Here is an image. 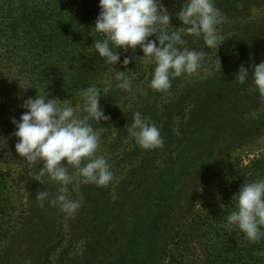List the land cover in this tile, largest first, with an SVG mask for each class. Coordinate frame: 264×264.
<instances>
[{
  "label": "rangeland",
  "instance_id": "1",
  "mask_svg": "<svg viewBox=\"0 0 264 264\" xmlns=\"http://www.w3.org/2000/svg\"><path fill=\"white\" fill-rule=\"evenodd\" d=\"M182 3L163 0L170 13L178 12ZM214 3L222 17L217 25L221 45L205 49L201 69L175 79L167 93L148 87L153 64L131 60L143 55L139 47L135 52L117 50L121 63L125 56L130 63L114 67L136 73L133 89L102 95L100 104L111 119L96 125L100 152L115 179L106 188L79 180L70 184V198L81 202L74 219L54 207L42 209L36 201L38 191L54 192L57 186H37L32 195L23 170L1 168L9 192L7 200H1L0 264H148L151 257L161 262L169 233L174 235L187 221L195 229L202 216L207 220L230 214L232 196L243 183L264 178V100L251 80L244 85L232 82L242 64L249 68L264 61V0ZM170 25L179 27L180 22L173 16ZM94 36L102 39V34ZM189 39L191 47H204L202 40ZM112 67L102 58L56 69L53 78L67 94L49 97L75 106L81 103V89L106 88ZM135 111L162 127L163 149L134 146L126 125ZM161 227L163 235H150ZM219 227H226L225 219ZM200 239L207 241V236Z\"/></svg>",
  "mask_w": 264,
  "mask_h": 264
},
{
  "label": "clouds",
  "instance_id": "2",
  "mask_svg": "<svg viewBox=\"0 0 264 264\" xmlns=\"http://www.w3.org/2000/svg\"><path fill=\"white\" fill-rule=\"evenodd\" d=\"M99 8L94 29L103 38L95 40V51L113 66L106 88L101 91L92 85L81 89V103L75 106L70 100L61 103L57 98L37 94L23 101L21 107L26 111L19 120L11 119L16 129L13 135L18 138L16 153L29 165L39 166L33 179L40 185L57 186L54 192L46 188L38 191L36 201L42 209L57 208L69 219H74L81 207L79 200L69 196L70 184L79 180L106 188L115 179L111 165L100 152V127L96 125L111 119L100 104L102 95L112 91L131 93L133 89L136 73L114 67L121 63L117 50L135 52L139 47L143 55L131 60L153 64L148 87L167 93L175 79L201 69L205 49L221 45L217 25L222 23V17L214 0H183L175 13L168 11L163 0H99ZM173 16L180 22L179 27L170 25ZM189 38L202 40L204 47H191ZM129 63L130 58L125 56L121 67ZM216 67L221 71L219 59ZM249 80L264 100V61L249 68L242 64L232 82L244 85ZM130 118L126 128L134 146L148 151L164 148L162 127L140 111L133 112ZM231 203L234 208L225 218L226 227L238 229L252 244L264 239V178L244 182Z\"/></svg>",
  "mask_w": 264,
  "mask_h": 264
},
{
  "label": "trees",
  "instance_id": "3",
  "mask_svg": "<svg viewBox=\"0 0 264 264\" xmlns=\"http://www.w3.org/2000/svg\"><path fill=\"white\" fill-rule=\"evenodd\" d=\"M99 12V0H0V213L1 200H7L9 192L3 166L23 170L32 195L43 186L33 179L39 166L29 165L16 153L18 138L11 119L19 120L26 111L21 105L30 97L67 94L53 78L56 69L102 60L94 46ZM228 213L220 214V219L202 216L195 229L187 221L180 231L167 235L170 241L161 262L151 257L148 264H264V255L259 254L264 252V239L252 244L238 229L219 227ZM164 229H154L150 235H163ZM154 248L148 247L152 255Z\"/></svg>",
  "mask_w": 264,
  "mask_h": 264
}]
</instances>
